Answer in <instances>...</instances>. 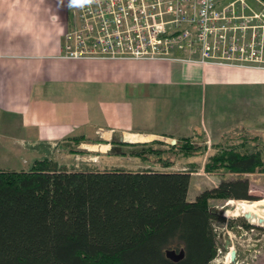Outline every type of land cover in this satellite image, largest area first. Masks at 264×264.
I'll return each mask as SVG.
<instances>
[{"label": "trees", "instance_id": "16d2710c", "mask_svg": "<svg viewBox=\"0 0 264 264\" xmlns=\"http://www.w3.org/2000/svg\"><path fill=\"white\" fill-rule=\"evenodd\" d=\"M184 142V155L192 153ZM239 144L210 155L206 171L220 181L193 200L192 170H166L165 163L67 169L39 159L28 170H0V264L209 263L217 248L213 224L225 219L206 200H255L246 174L264 173V143ZM180 251L179 259L171 256Z\"/></svg>", "mask_w": 264, "mask_h": 264}, {"label": "crops", "instance_id": "0c3cea01", "mask_svg": "<svg viewBox=\"0 0 264 264\" xmlns=\"http://www.w3.org/2000/svg\"><path fill=\"white\" fill-rule=\"evenodd\" d=\"M73 1L0 0V114H26L24 124L31 120L37 140L89 137L87 127L101 128L105 140L116 135L123 142L208 136L215 125L214 113L205 108L208 100L219 104L225 93L264 89L263 68L162 58H61ZM249 2L259 7L257 0ZM248 189L251 194L250 178ZM243 248L244 257L255 253Z\"/></svg>", "mask_w": 264, "mask_h": 264}, {"label": "built area", "instance_id": "2783aa9c", "mask_svg": "<svg viewBox=\"0 0 264 264\" xmlns=\"http://www.w3.org/2000/svg\"><path fill=\"white\" fill-rule=\"evenodd\" d=\"M257 2L259 7L248 0H75L73 24L61 36L59 56L162 58L260 69L264 0ZM221 253L218 248L214 260L230 264ZM233 264L249 262L237 258Z\"/></svg>", "mask_w": 264, "mask_h": 264}, {"label": "rangeland", "instance_id": "374dc122", "mask_svg": "<svg viewBox=\"0 0 264 264\" xmlns=\"http://www.w3.org/2000/svg\"><path fill=\"white\" fill-rule=\"evenodd\" d=\"M262 68L264 70V67ZM231 94L225 93L224 100L219 104L218 101L215 103L207 99L206 111L214 113L211 118L215 122L208 136L165 137L160 140L161 144L156 143L155 140L123 142L118 141L116 135L105 140L100 137L101 134H98L101 131L99 127H87L89 128L87 135L93 134L89 137L72 136L56 141L42 138L37 140L34 138L35 129L31 120L30 124H24L26 114L24 117L22 115L11 117L2 112L0 114V170H28L32 163L39 159H51L67 169H83L84 167L92 169L125 167L129 170L165 168L172 171L188 169L192 170L189 177L188 199L193 200L199 192L211 189L220 181L218 174L208 173L205 168L210 155L217 151V147L231 148L234 144L240 145L239 143L245 139L253 143L256 141L259 145L264 143V89L254 88L253 90L252 88L247 90L245 95H242L241 91L238 94ZM237 102H245L246 105H238ZM206 120L211 122L209 116ZM208 127L210 130V125ZM254 137L257 140L251 141ZM172 140H175L173 144ZM186 140L194 151L184 155L185 151L180 145L185 144ZM151 151L152 153H148ZM164 163L169 166L162 168ZM246 177L250 178L252 184L251 195L255 198L252 201H260L254 204L248 200L240 203L241 200L231 199L232 202L225 205L230 199L206 200L209 210L218 211L225 219L222 223L214 222L215 233L220 234L221 229L231 231L228 228L229 220H232V226H237L242 221L245 223L240 216L242 212H250L253 223L257 222V218H261L264 223V173L255 172L246 174ZM255 229L247 231V234L253 235L254 231L261 230ZM232 235L238 236L236 232ZM225 236L221 235L220 241ZM239 241V238L233 241L234 248H238ZM226 250L227 248L223 249L221 254ZM257 257L259 258L254 259L258 262L264 259V249H259ZM207 264L217 263L211 260Z\"/></svg>", "mask_w": 264, "mask_h": 264}, {"label": "water", "instance_id": "95a60500", "mask_svg": "<svg viewBox=\"0 0 264 264\" xmlns=\"http://www.w3.org/2000/svg\"><path fill=\"white\" fill-rule=\"evenodd\" d=\"M175 140H172L171 143L173 144ZM251 214L250 212H246L243 214V217L246 219V218H250ZM257 223H262V219L261 218H257ZM229 245V241L226 240V243H225V246H228ZM234 250H232L230 252V255H231V258L233 257L234 255ZM183 255V251H180L179 254H174L172 253L171 256L174 258V259H179V257H181ZM233 259V258H232Z\"/></svg>", "mask_w": 264, "mask_h": 264}, {"label": "bare ground", "instance_id": "6f19581e", "mask_svg": "<svg viewBox=\"0 0 264 264\" xmlns=\"http://www.w3.org/2000/svg\"><path fill=\"white\" fill-rule=\"evenodd\" d=\"M235 212V211H234ZM253 223V222H252Z\"/></svg>", "mask_w": 264, "mask_h": 264}]
</instances>
